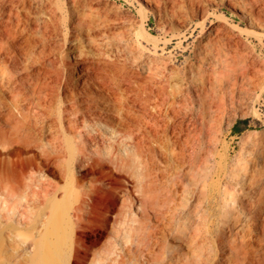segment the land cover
I'll list each match as a JSON object with an SVG mask.
<instances>
[{
    "label": "bare ground",
    "instance_id": "bare-ground-1",
    "mask_svg": "<svg viewBox=\"0 0 264 264\" xmlns=\"http://www.w3.org/2000/svg\"><path fill=\"white\" fill-rule=\"evenodd\" d=\"M228 6L254 19L247 4ZM74 23L52 0H0V195L23 222L38 208L30 264H264V160L211 146L244 78L221 66L216 76L204 60L169 69L134 53L130 33L83 40ZM63 24L67 73L56 63ZM18 165L29 170L15 178ZM101 195L112 210L98 212Z\"/></svg>",
    "mask_w": 264,
    "mask_h": 264
},
{
    "label": "rangeland",
    "instance_id": "rangeland-1",
    "mask_svg": "<svg viewBox=\"0 0 264 264\" xmlns=\"http://www.w3.org/2000/svg\"><path fill=\"white\" fill-rule=\"evenodd\" d=\"M52 1L53 7H55L59 13L64 14L65 17H69L72 23L78 19L83 22L85 30L83 40L86 39L87 33H89V35L93 34L94 36H92L98 39H104L105 37L107 40H104L107 42L108 39L109 41L115 42L126 40L123 38L132 34L131 38L129 37L130 43H135L138 39L136 42L137 44H135L137 46L139 42L138 46L140 48V50H135V48L133 50L134 53L143 49L142 51L145 52L144 54L148 56L154 55L155 58L159 57V60L162 58L163 60L161 59V61L169 60V62L166 61L168 62L169 69L174 66L176 69L181 68L185 70V72H189V66H192V64L197 61L195 67H198L196 68H199L203 64L204 68L206 67L207 69L208 67V71L212 70L211 72L214 74L213 68L215 66V75L219 76L220 71L218 68L220 66L221 71L222 69L225 71L233 68L232 70L235 72V75L238 76L240 83L243 84L241 79L244 78L246 86L243 85L245 88L247 87V92L245 91L244 94H235L236 96L233 97L234 101L232 97L228 98L229 107L231 108H229V112L233 117L230 116L231 119H225L220 130L221 135L219 133L216 136L211 146L221 151L226 147L229 148L232 159L242 152L244 157L248 154V157L250 156L249 159L252 160L253 158L254 162L264 160V137L258 136V132L264 136V95L259 97L260 93L264 92V7H262L264 4L261 3L262 0H258V3H256L257 0L256 2L255 0H234L242 4H247L249 9L251 8L250 10L253 12L252 15L254 19L249 17L242 19L233 13L232 9L228 6L230 0H153V6L148 8L151 11L148 17H145L142 12V9L145 8L143 4L145 0ZM158 3H160V6H157ZM158 7H160V10ZM132 21H134V23L137 21V25ZM89 23L94 27L89 26ZM127 24L130 25L129 29L132 27L131 30L127 29V26H129ZM142 24L146 26V29H149L157 36V41L149 42L147 40L146 36L148 35L143 31V28H141ZM125 25H127L126 28ZM77 26L78 25L74 23V26L71 25L70 27L73 29V27ZM106 26L109 27V29ZM134 27L137 28L133 30ZM113 28L115 29L113 30ZM97 29L98 31L101 30V33H98ZM102 29H108L116 33L113 32L112 35L108 30H106V33L104 31L102 32ZM125 30H129L130 32ZM120 31H123L124 35ZM117 32H120V34L122 33V36L119 34V38L123 37L122 39L118 38V40L116 36H114ZM65 33L66 25L63 24L60 26V35L58 38L62 40L60 42L57 41V44L59 42V46L56 51V58L58 59L56 63L67 73L66 70L72 68L75 59L71 51H69L70 44H63ZM87 41L88 46L89 42L93 45V41ZM201 48L203 49L201 50ZM76 53L79 54L77 51ZM79 60H83L82 57H79ZM198 60L200 62L204 60V63L201 62L202 64L199 65ZM234 65L237 66L236 69L238 70H235ZM217 70L219 71L218 74ZM66 73L63 74L64 78L66 77ZM71 80L73 88L78 86L75 79ZM242 95H244L243 98ZM256 95H258L259 99ZM170 118L173 117L170 116ZM235 129H238L239 132H236ZM253 131H256L257 134ZM252 132L256 134V138H260L259 141L255 139L254 142L252 135L250 137L252 142H250L248 134H252ZM253 138L255 137L253 136ZM252 150L253 152H251ZM249 151L251 154H249ZM1 169L0 167V171ZM13 170V174L16 178V176H19L25 170H29V168L18 165L14 167ZM259 170H264V165L261 164ZM38 175H44V177L46 175L45 178L61 182L60 179L51 175L49 171L42 173L38 172ZM0 201V264H30L31 258L35 252L34 237L39 231L35 227V221L39 219L37 216L38 208L33 209L32 213L30 212L27 216H24L25 221L23 222L21 221V216L11 207H14L13 204L6 207L2 202L3 198L1 195ZM114 205L115 201L111 197L101 195L98 200V212L102 213L107 210H112ZM6 209L9 211L5 212ZM105 244L106 243L103 245ZM103 245H101L100 249L103 248ZM134 263V261L129 262V264Z\"/></svg>",
    "mask_w": 264,
    "mask_h": 264
},
{
    "label": "trees",
    "instance_id": "trees-1",
    "mask_svg": "<svg viewBox=\"0 0 264 264\" xmlns=\"http://www.w3.org/2000/svg\"><path fill=\"white\" fill-rule=\"evenodd\" d=\"M236 130V132H239V130L238 129H235Z\"/></svg>",
    "mask_w": 264,
    "mask_h": 264
}]
</instances>
